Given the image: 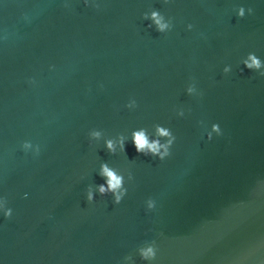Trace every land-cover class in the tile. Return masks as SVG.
Here are the masks:
<instances>
[{"label": "water", "instance_id": "1", "mask_svg": "<svg viewBox=\"0 0 264 264\" xmlns=\"http://www.w3.org/2000/svg\"><path fill=\"white\" fill-rule=\"evenodd\" d=\"M153 10L174 27L157 31ZM249 53L264 63V0H0V264H264V69ZM156 124L176 137L163 160L133 143L143 128L167 144ZM103 163L119 204L99 192Z\"/></svg>", "mask_w": 264, "mask_h": 264}, {"label": "clouds", "instance_id": "2", "mask_svg": "<svg viewBox=\"0 0 264 264\" xmlns=\"http://www.w3.org/2000/svg\"><path fill=\"white\" fill-rule=\"evenodd\" d=\"M87 3V0H85ZM253 9L249 8L248 12L251 13ZM238 15L240 17H244L245 11L244 8L241 7L239 9ZM144 18L149 19L148 13H144ZM151 20L153 21L156 30L159 31L160 33L166 32L171 30L174 25L172 23V20L170 18H165V16L159 11V10H153L151 12ZM152 25H149L151 27ZM189 29L193 28L192 24L188 25ZM244 65L247 66L248 69H256V70H261L264 69V63H262L261 59L255 54V53H249L248 58L243 61ZM231 70V66H226L224 68V72L227 73ZM260 75L264 76V70L260 71ZM197 91L195 84H190L187 87V92L189 94H195ZM137 106V102L133 99L129 102L127 107L129 108H134ZM180 116L184 115L183 109H181L178 113ZM213 130L218 132L219 134H222V129L218 123L212 125ZM156 128V133L158 136H171V139L167 142V144H161L159 139L155 140H150L146 129H140L139 131H134L133 132V143L135 145L136 151L139 153L144 154L145 156H148L151 154L152 156H158L161 160L164 158L168 157L170 153V148L169 146L172 145L176 139L175 135L173 132H170L168 127L161 126L160 124L155 125ZM92 136L94 137H99L101 135V132L99 131H93L91 133ZM209 138H211V134L209 133ZM120 145L121 148L124 149V138L121 137L120 139ZM33 147L31 141H25L23 144V148L25 150L31 149ZM107 148L112 152L115 153L116 151V145L113 140L109 139L107 141ZM161 148H164V151L161 152ZM40 151L39 145L36 146V153L38 154ZM100 175L104 176L107 178L106 185L101 184L99 185V192L103 195L108 192H112L115 194V200L114 202L119 204L122 201L123 195L127 192V189H122V182H123V177L122 175H118L116 171L113 168H110L107 163H103L101 166V172ZM27 195V194H25ZM94 195L93 192L91 191V185L89 186V190L87 192V200L89 202L93 201ZM155 207V202L150 201L149 203V208H154ZM0 208L4 210V214L6 217H11L12 216V209L7 207V200L6 198H0ZM142 253V258H155L156 257V251L154 250L153 247H149L147 249H141ZM127 258H131L130 256Z\"/></svg>", "mask_w": 264, "mask_h": 264}]
</instances>
